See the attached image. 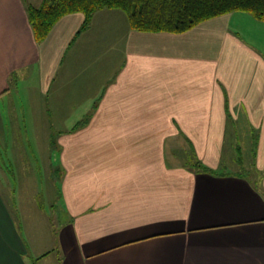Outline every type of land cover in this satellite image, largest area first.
Listing matches in <instances>:
<instances>
[{
    "label": "crops",
    "instance_id": "1",
    "mask_svg": "<svg viewBox=\"0 0 264 264\" xmlns=\"http://www.w3.org/2000/svg\"><path fill=\"white\" fill-rule=\"evenodd\" d=\"M84 22L67 14L38 42L27 2L0 0V140L51 124L67 215L29 249L0 145V264H264V20ZM34 148L19 170L37 169Z\"/></svg>",
    "mask_w": 264,
    "mask_h": 264
},
{
    "label": "rangeland",
    "instance_id": "2",
    "mask_svg": "<svg viewBox=\"0 0 264 264\" xmlns=\"http://www.w3.org/2000/svg\"><path fill=\"white\" fill-rule=\"evenodd\" d=\"M26 1L38 5L37 2L41 0ZM4 108L0 107L3 120L5 119ZM30 121V123H22L21 129L18 131L14 132L12 129H8L13 131L15 137L7 136L0 140V145L3 151L2 156L7 160L9 166V177L12 182V187L9 188L11 191H8L7 194L12 197L14 195L12 189L16 191V200L13 203L20 214V224L29 237V249L32 251L36 247L49 248L50 246L51 248L54 245L56 234L66 221L67 215L63 208L58 186L52 182L54 178L53 180L50 178L52 172L54 174L57 172L52 169V163H55L53 162L55 154L54 148L51 146L53 134L56 132L51 130L50 123H40L38 128H35L33 121L31 119ZM9 125L3 121L0 123V128L7 129ZM35 145L40 151L35 155L39 158V163L35 164L31 160L37 169L29 170L28 174L19 168H22L23 156L33 157L32 148ZM21 146L28 147L30 154L21 153L23 151ZM34 150L36 149L34 148ZM241 157L243 158V155ZM25 174L29 179L25 177Z\"/></svg>",
    "mask_w": 264,
    "mask_h": 264
},
{
    "label": "trees",
    "instance_id": "3",
    "mask_svg": "<svg viewBox=\"0 0 264 264\" xmlns=\"http://www.w3.org/2000/svg\"><path fill=\"white\" fill-rule=\"evenodd\" d=\"M100 9H119L133 29L147 32H185L205 20L234 11H245L264 20V0H41L38 5L27 2L38 42L49 35L63 16L85 14L86 28Z\"/></svg>",
    "mask_w": 264,
    "mask_h": 264
}]
</instances>
